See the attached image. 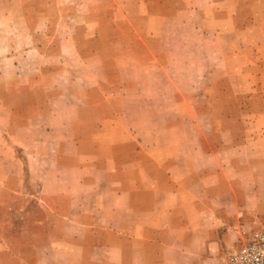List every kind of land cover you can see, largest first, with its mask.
Listing matches in <instances>:
<instances>
[{
  "label": "crops",
  "instance_id": "1",
  "mask_svg": "<svg viewBox=\"0 0 264 264\" xmlns=\"http://www.w3.org/2000/svg\"><path fill=\"white\" fill-rule=\"evenodd\" d=\"M176 2L96 0L94 5L116 7L119 17L111 19L110 14L101 19L103 30L93 31L92 38L98 40L87 42V51L91 47L110 54L113 38L127 39L126 48L118 52L121 58L133 55L138 68L163 70L166 65L153 41L158 27L144 33L138 23L173 19L149 13L148 7L174 6ZM84 22L88 28L90 15ZM81 29L75 25L70 37H79ZM47 34L54 36L52 30ZM238 34L234 31L230 37L238 38ZM241 48L232 50V59L238 61ZM64 52L62 44L56 43L54 54ZM142 56L148 59L146 63L139 60ZM121 62L117 68H130L129 63ZM101 67L113 68L104 59ZM231 67L248 69L236 64ZM257 82L264 85V74ZM160 84L171 86L172 81L143 77L138 83H120L119 92L137 93L130 99L138 105L132 118L135 125L124 127V106L129 101L121 94L115 96L118 110L104 107L96 115L101 114L104 122L96 129L90 152L76 139L77 121L73 122L76 159H64L65 147L59 143L56 165L76 175L55 177L58 192L52 201V212L65 215L52 224V230L45 209L44 178L40 177V193L45 195L40 199L45 207L36 211L25 206L21 239L9 231L7 241H2L11 247L22 246V250L0 253V264H46L49 260L54 264L62 260L74 264H218L241 231L264 219V93L248 98V106L241 112L242 126L224 115L222 122L229 128L218 131L206 112L178 108L189 96L158 93ZM89 91L86 102L94 105L92 89ZM79 113L76 110V118ZM160 118L164 119L162 126ZM180 129L182 137L175 135ZM99 136L105 137L101 143ZM13 181L10 176L5 178V182ZM5 198L9 200V196ZM48 235L57 239L56 246L68 244L79 251L51 256L44 243ZM39 245V252H34Z\"/></svg>",
  "mask_w": 264,
  "mask_h": 264
},
{
  "label": "rangeland",
  "instance_id": "2",
  "mask_svg": "<svg viewBox=\"0 0 264 264\" xmlns=\"http://www.w3.org/2000/svg\"><path fill=\"white\" fill-rule=\"evenodd\" d=\"M176 1L174 6L148 7L149 13L173 19L138 23L144 33L158 27V37L153 41L166 67L156 71L138 68L133 55L121 58L118 52L126 48L127 39L113 38L110 54L91 47L87 51L86 43L98 40L92 38L93 31L103 30L101 19L110 14L111 19H118L114 6L94 5L96 0H0V253L22 250V246L11 247L2 241H7L9 231L21 239L25 206L42 210L45 204L40 197L45 193L47 221L52 230V224L65 215L52 212L58 192L55 177L76 174L57 168V148L59 143L64 144L62 157L76 159L71 131L74 121L78 130L75 137L87 152L95 141L96 129L104 122L101 114L96 115L104 107L118 110L115 96L121 94L129 101L124 106V127L132 129L135 125L132 118L138 105L130 99L137 93L119 92L120 83H138L143 77L160 82L170 79L172 85L160 84L158 93L173 91L189 96L190 100L178 106L182 111L206 112L218 131L229 128L222 122L224 115L242 126L241 112L248 106V98L264 93V85L257 82L264 74V0ZM86 15H90L88 28ZM75 25L83 31L72 39ZM47 30H52L54 36H49ZM234 31L239 33L238 38L230 37ZM56 43L62 44L66 52L54 54ZM238 46L242 48L237 61L231 53ZM103 59L113 68H102ZM120 60L121 64L129 63L130 68H117ZM139 60L146 63L148 59L142 56ZM233 64L248 69L235 70ZM89 89L94 105L86 102ZM76 110H80L79 118ZM158 123L162 126L164 119ZM175 135L182 137L181 129ZM104 140L99 136L100 143ZM7 176L14 181L5 182ZM40 177L44 178V194L39 189ZM260 223L264 219L254 225ZM56 240L50 235L44 239L51 256L75 255L79 251L68 244L58 247ZM39 247L33 251L38 253ZM59 264L74 261L62 260Z\"/></svg>",
  "mask_w": 264,
  "mask_h": 264
},
{
  "label": "built area",
  "instance_id": "3",
  "mask_svg": "<svg viewBox=\"0 0 264 264\" xmlns=\"http://www.w3.org/2000/svg\"><path fill=\"white\" fill-rule=\"evenodd\" d=\"M218 264H264V223L241 231L239 238L227 246Z\"/></svg>",
  "mask_w": 264,
  "mask_h": 264
}]
</instances>
